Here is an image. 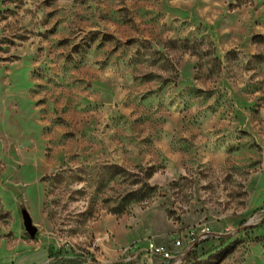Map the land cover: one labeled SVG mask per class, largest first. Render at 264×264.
<instances>
[{
	"label": "rangeland",
	"instance_id": "374dc122",
	"mask_svg": "<svg viewBox=\"0 0 264 264\" xmlns=\"http://www.w3.org/2000/svg\"><path fill=\"white\" fill-rule=\"evenodd\" d=\"M201 226L184 264H264V0H0V264Z\"/></svg>",
	"mask_w": 264,
	"mask_h": 264
},
{
	"label": "built area",
	"instance_id": "2783aa9c",
	"mask_svg": "<svg viewBox=\"0 0 264 264\" xmlns=\"http://www.w3.org/2000/svg\"><path fill=\"white\" fill-rule=\"evenodd\" d=\"M211 233L207 227L201 226L198 231H189L184 238H178L174 241L173 246L177 248L173 251L167 245H153L146 250L147 259L154 261V257H161L168 264H184L187 258L188 251L194 246L195 239L202 240L208 237ZM188 241V243H186ZM186 244H188L186 246Z\"/></svg>",
	"mask_w": 264,
	"mask_h": 264
},
{
	"label": "water",
	"instance_id": "95a60500",
	"mask_svg": "<svg viewBox=\"0 0 264 264\" xmlns=\"http://www.w3.org/2000/svg\"><path fill=\"white\" fill-rule=\"evenodd\" d=\"M23 218L27 231L30 233L31 236H35L37 233V227L36 225H34L31 215L28 213V211H23Z\"/></svg>",
	"mask_w": 264,
	"mask_h": 264
}]
</instances>
